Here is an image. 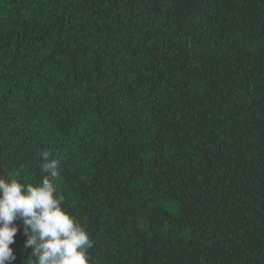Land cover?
<instances>
[{"label":"trees","instance_id":"trees-1","mask_svg":"<svg viewBox=\"0 0 264 264\" xmlns=\"http://www.w3.org/2000/svg\"><path fill=\"white\" fill-rule=\"evenodd\" d=\"M44 152L91 264H264V0H0V176Z\"/></svg>","mask_w":264,"mask_h":264},{"label":"clouds","instance_id":"clouds-1","mask_svg":"<svg viewBox=\"0 0 264 264\" xmlns=\"http://www.w3.org/2000/svg\"><path fill=\"white\" fill-rule=\"evenodd\" d=\"M46 161L48 175L26 182L16 174L0 176V264H14L11 245L19 232L26 236L22 251L31 249L24 264H91L94 241L87 230L63 207V196L53 182L58 162ZM49 176L52 179H49ZM19 221V223H17Z\"/></svg>","mask_w":264,"mask_h":264}]
</instances>
